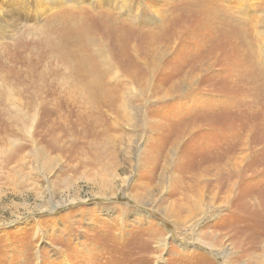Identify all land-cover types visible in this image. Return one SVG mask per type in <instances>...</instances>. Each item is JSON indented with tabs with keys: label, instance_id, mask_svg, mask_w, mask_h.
<instances>
[{
	"label": "rangeland",
	"instance_id": "rangeland-1",
	"mask_svg": "<svg viewBox=\"0 0 264 264\" xmlns=\"http://www.w3.org/2000/svg\"><path fill=\"white\" fill-rule=\"evenodd\" d=\"M29 1L0 62L70 12L122 44L108 78L0 80V264H264V0Z\"/></svg>",
	"mask_w": 264,
	"mask_h": 264
},
{
	"label": "bare ground",
	"instance_id": "bare-ground-1",
	"mask_svg": "<svg viewBox=\"0 0 264 264\" xmlns=\"http://www.w3.org/2000/svg\"><path fill=\"white\" fill-rule=\"evenodd\" d=\"M51 1L52 0H39V3L42 4L41 7H46ZM5 2L7 1H0V32L13 29L15 31L17 25L21 22H25L30 17V14L32 13L31 1L22 0L20 2V0H9V9L7 8L6 10L4 9ZM70 14L76 16V13L70 12ZM70 14H68V20L72 23H67L65 26L66 28L70 27L66 36L58 37L57 35H62L65 31L53 26L50 27L46 33H43V30L41 29H36L37 33L43 34V36L36 38L34 41H28L29 36L28 38L24 36L25 41L18 38L22 42L14 45V49H12L13 51L11 52H9V49H7L6 46L7 53L2 54V60L0 62V80L9 87L4 89V92L7 95H12V91L15 92L20 90V85L24 92L33 88L36 89V95H39V93L43 94V91L45 90L44 85L46 84V81H52V75L59 76L61 81H68L71 83H76L84 76L91 79L110 77V73L106 69H115L119 64L116 62L117 60H112L108 53L112 54L114 49H119L122 41L119 40V38H116L113 34V37H111L114 38L115 42L109 43L108 37H101L102 41L98 37V34H103L104 32L100 31L98 27L95 26H93L94 28L92 29L90 24H84L82 28V23H78L79 21L73 22L74 20H72ZM69 15L71 17H69ZM106 20H103L102 23L104 24ZM90 45H93L94 48L93 46L90 47ZM52 55H56L57 57L55 65L50 61L47 63L43 62ZM41 65H43L50 73L47 71L39 72V66ZM52 66L56 67V70H54ZM102 72H104V74ZM113 73L117 74V79L122 77V73L119 71ZM243 159L244 158H241L240 164ZM223 164L226 165L227 163L223 162ZM233 164H237V162ZM204 177L205 176L202 175L200 178L204 179ZM207 180L208 179H206V181ZM195 184L197 185V183ZM188 189L191 196L185 194V197H187L186 203L188 205L186 203L184 205L189 215L195 216L196 211L192 205L195 203L197 204L199 200H202L201 192L197 191L195 194L191 193V191H193L191 183L188 184ZM228 190H231V188ZM202 205H204V203Z\"/></svg>",
	"mask_w": 264,
	"mask_h": 264
}]
</instances>
